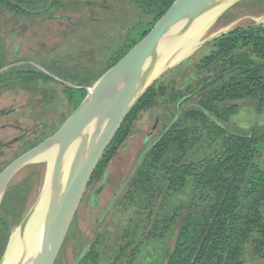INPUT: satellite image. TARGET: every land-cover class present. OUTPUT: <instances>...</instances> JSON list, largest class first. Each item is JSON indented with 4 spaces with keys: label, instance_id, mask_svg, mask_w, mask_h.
I'll return each instance as SVG.
<instances>
[{
    "label": "rangeland",
    "instance_id": "374dc122",
    "mask_svg": "<svg viewBox=\"0 0 264 264\" xmlns=\"http://www.w3.org/2000/svg\"><path fill=\"white\" fill-rule=\"evenodd\" d=\"M17 1L25 10L29 11V14L23 17L20 15L14 16L15 14L3 13L0 9V19L10 18L13 21L23 22V24L29 21L43 20L45 28L41 27V32L46 34L47 37L41 47L40 44L37 45V48H41L39 50L40 54L29 53L28 56L33 61L43 63V65L53 69L55 75H58L68 83L81 86L89 85L133 46L134 40H137V35L142 32L143 26L153 23L156 17L153 0ZM44 9L45 11L43 12L42 10ZM263 11L264 0H245L225 13L226 15L220 18L212 29L224 26L237 18H242L238 25L252 23L245 16H256ZM51 15H57L58 18L54 19V28L50 29L47 24L53 21V18L50 17ZM18 25L20 27V24ZM43 45L46 47H43ZM212 50L211 43L204 45L189 59L166 72L159 79L154 89L158 94L155 102L151 106L138 111L131 123L130 139L136 140L138 145H140L139 149L145 144V142L141 144L140 141H143L147 135L146 131L155 121H157L156 130L151 133L149 143L154 141L165 127L171 123L175 114H180L176 108L178 101L172 102L171 97L187 88L193 89L203 79L204 75L207 76L215 72V68L219 63H214L208 69L200 70L199 73L197 69L200 61ZM33 52H37V50L34 49ZM38 77L36 75L30 76V82L28 83L29 93H27L28 100L26 101L25 99V102L28 103L34 101L35 98L38 99L33 107V113L38 120L50 125V127L48 126L49 128L44 129V134L47 135L55 131L71 114L84 94L81 91H72L65 85L47 77L43 78L40 75ZM32 78L36 79V81L42 80L39 81V88L33 86L35 80L31 82ZM160 88L162 91H159ZM237 103L239 104L237 112L229 117L222 115L219 122L227 130L237 134L255 135L263 132L264 102L260 109L250 106L246 100H240ZM180 125L191 128L188 143H193V146L191 147L190 145V148L185 150V158L187 157L188 161H196L205 156L213 157L217 154L221 138L210 135L205 130L203 123L197 121L193 123V121L187 120L181 121ZM134 151L136 150L132 146L127 148L131 163L135 161L134 156L137 154V151ZM173 154L170 153L163 158L162 162H157L149 168L143 181L145 182L144 185L135 190H133L135 187L131 188L133 190H131V194H135L134 196L131 195L132 199L125 204L127 210L119 215L117 214L115 220L107 227L106 232H110L111 238L115 236L118 227L122 235L121 231L127 226L128 220H133L134 224L138 223L140 226L144 224L146 226L144 230L151 226L154 209L159 212L158 202L161 200L163 193H156L157 190L153 188L149 195H145L144 188L147 182L150 181L155 184L160 183L161 167L164 163L167 165ZM120 155L127 156L126 151L123 150ZM117 158L119 160L120 156ZM252 159L264 167V140L259 142L256 154H254ZM43 167L41 165L39 173L32 180H26L23 187L15 191L14 196L17 194L18 197L15 200H18V202L7 200L4 205V209L7 208L11 212L12 219L6 221L4 227L0 228V253L4 249L13 223L20 218L21 214L23 215L26 212L37 194L42 183ZM29 172H33V170L29 168L18 174L15 178L16 181L23 179ZM194 188H196L195 178L190 177L186 180L183 188L172 193L169 200H167V204H165V208L163 207L161 210L169 215V211L175 209L177 204L186 203L187 200L191 201L193 199L195 205L189 207L191 230L193 232L196 225L195 220L197 218L202 219L204 216L207 217V209L210 207L207 203L208 201L202 204V200L204 202L207 199L206 195L202 196L203 191ZM147 199L150 200L148 201ZM150 201L155 205L151 206L149 204ZM187 212L186 210L183 211L181 218H176L172 222H165L164 214L159 213L158 219L156 217V225L159 226L161 223L162 233L145 242V246H149L147 248L148 251L146 254L140 255L142 257L141 261L135 263L164 264L169 249L174 245L176 235L179 236L180 228L183 224H188L185 220ZM82 225H84V221ZM75 226L76 222L71 227L70 234L73 233ZM157 229V233H159L160 230L159 228ZM182 243V248H187L188 242L186 239H183ZM105 259H107L106 254H103L99 260L100 264H106ZM242 260L243 264H264V255H256L253 252L252 243L247 242L243 249Z\"/></svg>",
    "mask_w": 264,
    "mask_h": 264
},
{
    "label": "trees",
    "instance_id": "16d2710c",
    "mask_svg": "<svg viewBox=\"0 0 264 264\" xmlns=\"http://www.w3.org/2000/svg\"><path fill=\"white\" fill-rule=\"evenodd\" d=\"M172 1L153 0L155 20L143 26L133 44L148 32ZM243 1L233 5L227 12ZM209 43L213 50L200 61L198 73L214 63L219 65L213 74L204 75L193 89L187 88L171 97L172 102L178 101L176 108L180 114H175L162 131L163 134L147 147L132 183V187H135L133 190L140 188L145 184L143 181L149 168L174 153L167 165L164 163L161 167L160 183L149 180L144 188L145 195H149L153 188L157 190L156 193H163L157 204L160 210L154 216L147 237L149 239L161 235L163 228L160 227L161 223L156 225V217L158 219L159 213H163L161 210L172 193L183 188L190 177L195 178L194 189L202 190V196H207L204 202L202 200V204L208 201L210 206L207 217L195 220L194 232L189 216V207L195 205L193 199L177 204L175 209L169 211V215L163 213L165 222H172L181 218L183 211H188L185 217L188 224H183L179 236L176 235L167 264H243L242 253L247 242L252 243L256 255H264V167L252 159L259 142L264 140V131L255 135H242L230 132L219 122L222 115L229 117L237 112V101L246 100L255 109L263 105L264 24L251 23L238 27ZM158 81L150 86L126 116L92 175L99 173L104 161L115 152L117 144L130 133L136 113L155 102L158 94L154 89ZM68 88L85 93L83 89ZM187 120L203 123L210 135L221 138L217 154L196 161L185 158L186 148L193 146V143H188L191 128L180 125L181 121ZM15 191L14 188L11 194ZM149 204L155 205L151 201ZM183 239L188 242L185 249L182 248Z\"/></svg>",
    "mask_w": 264,
    "mask_h": 264
},
{
    "label": "water",
    "instance_id": "95a60500",
    "mask_svg": "<svg viewBox=\"0 0 264 264\" xmlns=\"http://www.w3.org/2000/svg\"><path fill=\"white\" fill-rule=\"evenodd\" d=\"M242 0H173L148 32L87 86L60 126L0 173V204L12 177L22 168L43 165L41 186L14 225L0 264H53L83 193L107 146L141 96L166 72L208 42L238 27L237 18L217 29L215 23ZM264 24V11L245 16ZM244 17V18H245Z\"/></svg>",
    "mask_w": 264,
    "mask_h": 264
},
{
    "label": "flooded vegetation",
    "instance_id": "af4514ba",
    "mask_svg": "<svg viewBox=\"0 0 264 264\" xmlns=\"http://www.w3.org/2000/svg\"><path fill=\"white\" fill-rule=\"evenodd\" d=\"M0 9L3 13L15 14L14 16L23 17L29 14V11L25 10L17 0H0ZM42 11L44 12L45 9ZM50 17L53 18V21H50L47 27L51 29L54 28V19L58 16L51 15ZM43 24V20L29 21L23 24V22L13 21L10 18L0 19V173L15 158L54 132L45 135L44 129L50 125L38 120L33 113V107L38 99L25 102V99L28 100V83L32 75L47 77L63 84L38 66L60 78L53 73V69L43 65V63L33 61L28 56L29 53L40 54L41 48H37V45L40 44L41 47L47 37L41 32V27L45 28ZM43 47L46 46L43 45ZM34 49L37 52H33ZM34 80L33 86L39 88L41 79L36 81L32 78L31 82ZM156 124L157 121L146 131V137L142 142L140 141L141 144L144 142L145 144L140 149L136 140L130 139L131 133H129L117 144L115 152L104 161L99 173L92 175L53 264H100L99 260L103 254H106V264H136L135 262L141 261L140 255L146 254L147 248H149V246H145V242L149 240L147 237L156 215L155 209L151 226L145 230L144 224L142 226L138 223L134 224L133 220H128L127 226L121 231L122 235L119 227L113 238H111L110 232H106V230L115 220L117 214L127 210L125 204L132 199L130 197L132 183L140 167L142 157L147 151V147L154 144L156 139L163 134L161 133L149 143L151 133L156 130ZM129 146L137 151H134L137 154L134 156L135 161L133 163L130 162V155L127 152ZM123 150L126 151L127 156L120 155ZM118 156H120L119 160ZM29 168L33 172L27 173L23 179L16 181V176ZM40 168L41 164L26 166L9 181L0 204V228L4 227L6 221L12 219L11 212L7 208L4 209L7 200L18 199L17 194L13 195L15 192L11 194L12 190L14 188L16 190L21 189L26 180L33 179L39 173ZM10 194L13 195L11 198ZM27 197L28 195L26 199ZM22 216V214L19 216L20 218L13 223L10 230ZM83 221L84 225H82ZM75 222V229L70 234L71 227ZM170 253L171 249L168 251L164 264L168 263L171 257Z\"/></svg>",
    "mask_w": 264,
    "mask_h": 264
}]
</instances>
